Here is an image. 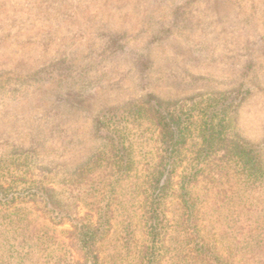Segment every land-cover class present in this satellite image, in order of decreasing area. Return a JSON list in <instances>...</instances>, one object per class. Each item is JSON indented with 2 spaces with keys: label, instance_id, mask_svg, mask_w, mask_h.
<instances>
[{
  "label": "rangeland",
  "instance_id": "obj_1",
  "mask_svg": "<svg viewBox=\"0 0 264 264\" xmlns=\"http://www.w3.org/2000/svg\"><path fill=\"white\" fill-rule=\"evenodd\" d=\"M218 96L234 98L231 131L264 161V0H0V180L48 188L65 221L29 205L30 233L0 220V253L24 246L38 264H63L70 216L103 222V264H264V212L250 205L262 209L264 194L206 172L162 201L149 255V124H129L135 169L114 190L89 171L112 155L103 113Z\"/></svg>",
  "mask_w": 264,
  "mask_h": 264
},
{
  "label": "trees",
  "instance_id": "obj_2",
  "mask_svg": "<svg viewBox=\"0 0 264 264\" xmlns=\"http://www.w3.org/2000/svg\"><path fill=\"white\" fill-rule=\"evenodd\" d=\"M232 112L234 98L228 96L209 100L192 99L173 106L150 97L143 104L112 109L99 116L97 127L105 134L112 155L102 163L103 157H100L99 167L94 166L89 171L97 172V177L102 181H111L112 190L135 169L134 144L125 136L129 124L147 123L156 135L155 141L159 144L157 157L147 171L150 201L148 197L144 201L145 207L146 204L148 206L144 212L145 226L152 242L147 251L152 257L155 256V244L163 222L162 201L174 187H179L183 197L192 190L199 176L206 172V179L210 182L241 178L238 181L243 185H252L264 194L262 154L258 148L244 142L231 131ZM49 193L50 190L42 185L18 190L14 189V184H5L0 180L1 226L5 224L4 228L11 227L16 233H30L31 221L27 222L25 216L19 215L21 211L25 213L29 205H33L36 210H41L42 206V209L52 213L57 225L64 224L63 212ZM182 201L188 205L187 199L182 198ZM258 202L251 201L250 205L262 213L264 207L261 209ZM68 221L71 228L66 231L68 244L63 264H103L98 248L104 235L103 222L70 216ZM260 237L255 244L258 245V252L263 254L264 234L257 238ZM149 261V264H156L153 258ZM0 264H38V261L29 248L12 246L0 253Z\"/></svg>",
  "mask_w": 264,
  "mask_h": 264
}]
</instances>
